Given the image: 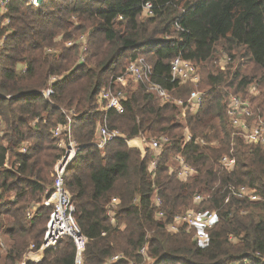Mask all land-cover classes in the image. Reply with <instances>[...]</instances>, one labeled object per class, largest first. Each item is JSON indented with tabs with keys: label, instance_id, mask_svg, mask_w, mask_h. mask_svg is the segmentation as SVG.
<instances>
[{
	"label": "trees",
	"instance_id": "trees-1",
	"mask_svg": "<svg viewBox=\"0 0 264 264\" xmlns=\"http://www.w3.org/2000/svg\"><path fill=\"white\" fill-rule=\"evenodd\" d=\"M0 38V264L21 263L29 245L43 240L51 209L42 203L63 154L53 129L67 125L80 149L64 186L87 238L85 264H146L142 247L153 264H264V146L245 142L226 115L228 97L236 95L264 119V0H11ZM178 55L196 66V85L171 81ZM137 57L172 100L157 97L146 81L115 82ZM107 89L121 92V108L98 102ZM195 90L204 92L202 105L181 113L173 100ZM99 125L124 139L96 148ZM186 132L204 144L184 142ZM161 136L169 143L151 172L142 140ZM177 155L194 176L170 172ZM224 155L235 158L233 168L222 167ZM231 186L255 189L260 200L237 199ZM197 195L206 199L195 203ZM112 197L119 200L114 223L106 215ZM188 209L217 212L206 244L193 230L165 229ZM74 254L72 240L63 238L40 261L24 264H74Z\"/></svg>",
	"mask_w": 264,
	"mask_h": 264
},
{
	"label": "built area",
	"instance_id": "built-area-1",
	"mask_svg": "<svg viewBox=\"0 0 264 264\" xmlns=\"http://www.w3.org/2000/svg\"><path fill=\"white\" fill-rule=\"evenodd\" d=\"M27 4L38 6L35 0H25ZM11 0H0V17L7 12L8 4ZM145 8H151L150 4H146ZM5 20L4 23H6ZM2 47V38H0V49ZM226 58V56H224ZM24 70V68L22 69ZM152 66L147 63L143 57H137L130 61L125 70V75L117 76L116 83L124 85L128 79L135 82H148L149 89L153 91L157 97L164 101L172 100L168 91L157 83H152L150 77L152 76ZM170 79L178 83H192L196 85L199 80V74L196 66L189 60L184 59L181 55L175 56L170 62ZM254 89V88H253ZM51 89L48 87L41 93L44 97L51 94ZM252 93L253 90H250ZM204 92L195 90L193 94L185 100L174 99L176 106L182 110H189L195 112L203 103ZM123 95L120 91L102 90L98 95V102L102 104L104 110L110 108H121V100ZM226 115L231 125L242 136L245 142L249 144H260L264 146V119L257 114L253 106H251L250 99H241L236 95H229L227 101ZM68 122L70 116L66 115ZM67 140H64V137ZM53 136L57 138V145L62 148V157L58 160L54 168V179L50 189V194L43 200L42 205L51 209L49 218L46 224L43 240L41 244L35 248L30 244L23 261L19 264H24V261L38 262L43 256V251L54 247L61 239L69 238L72 240L75 254L74 264H85V246L87 238L81 232L79 226L75 222L73 216L74 207L72 205L71 196L64 186V175L67 169L72 165L80 147L71 137L70 125L57 126L53 129ZM115 139H124L123 135L116 129H108L105 125H99L92 140V144L98 148L103 149L110 141ZM184 142H193L194 144H204L202 139L198 137L193 138L190 132L184 133ZM169 143L167 137L150 138L148 141L143 138L142 144L146 146L149 153L152 155L148 163V169L152 172L156 168L157 156L162 151V147ZM25 148L22 150L24 151ZM174 163L170 166V172H174L178 179L186 180L195 175L196 170L193 166L188 164L183 156L177 155L173 159ZM222 167L231 169L235 165V158L233 156L224 155L219 160ZM230 193L237 199L258 201L260 196L255 189H250L246 186H238L229 188ZM206 199L205 195H197L194 197V202L199 203ZM228 199H226L227 201ZM119 203L116 197H112L106 206V215L110 222L114 223V210ZM153 203L156 206L161 205V200L156 196L153 198ZM28 215L30 216L31 212ZM158 218H164L162 211L157 212ZM217 220V212L215 210L204 211L188 209L181 214L174 215L172 220L165 225V229L170 233H177L181 228L186 230H193V239L198 243L206 244L208 240L207 232L214 225ZM143 256L146 264H153L150 258L146 255L145 247L139 251ZM259 258V256H257ZM119 256H114L110 261H116ZM264 260V257L262 258ZM245 261L231 264H243ZM128 264H140L135 261H130Z\"/></svg>",
	"mask_w": 264,
	"mask_h": 264
},
{
	"label": "rangeland",
	"instance_id": "rangeland-1",
	"mask_svg": "<svg viewBox=\"0 0 264 264\" xmlns=\"http://www.w3.org/2000/svg\"><path fill=\"white\" fill-rule=\"evenodd\" d=\"M220 58H219V60H218V63H219V65L221 66V67H223L224 65H225V61H224V54H223V51H221V52H218V54H217ZM201 86H204L205 87V85H204V83L202 82V85ZM196 87H198V86H196ZM247 96V95H246ZM184 111L185 110H182L181 109V113H184ZM35 208H32L31 210H34ZM2 239H4L3 237H2Z\"/></svg>",
	"mask_w": 264,
	"mask_h": 264
},
{
	"label": "water",
	"instance_id": "water-1",
	"mask_svg": "<svg viewBox=\"0 0 264 264\" xmlns=\"http://www.w3.org/2000/svg\"><path fill=\"white\" fill-rule=\"evenodd\" d=\"M38 5L42 4L44 0H35Z\"/></svg>",
	"mask_w": 264,
	"mask_h": 264
}]
</instances>
